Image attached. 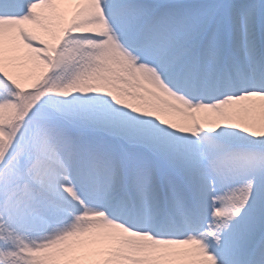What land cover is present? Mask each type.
Returning a JSON list of instances; mask_svg holds the SVG:
<instances>
[{
	"label": "snow or ice",
	"instance_id": "snow-or-ice-1",
	"mask_svg": "<svg viewBox=\"0 0 264 264\" xmlns=\"http://www.w3.org/2000/svg\"><path fill=\"white\" fill-rule=\"evenodd\" d=\"M0 264H264V0H0Z\"/></svg>",
	"mask_w": 264,
	"mask_h": 264
}]
</instances>
